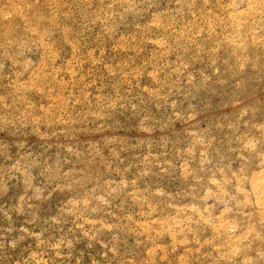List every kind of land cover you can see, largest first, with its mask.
<instances>
[{
  "label": "rangeland",
  "instance_id": "obj_1",
  "mask_svg": "<svg viewBox=\"0 0 264 264\" xmlns=\"http://www.w3.org/2000/svg\"><path fill=\"white\" fill-rule=\"evenodd\" d=\"M263 156L264 0H0V264H264Z\"/></svg>",
  "mask_w": 264,
  "mask_h": 264
},
{
  "label": "bare ground",
  "instance_id": "obj_2",
  "mask_svg": "<svg viewBox=\"0 0 264 264\" xmlns=\"http://www.w3.org/2000/svg\"><path fill=\"white\" fill-rule=\"evenodd\" d=\"M246 47H247V46H246ZM249 52H250V51H249ZM263 157H264V156H263ZM263 159H264V158H263ZM263 162H264V161H263ZM238 185H239V184H238ZM241 187H242V186H241ZM251 188H252V187H251ZM242 189H243V188H242ZM242 189H241V190H242ZM263 189H264V188H263ZM244 190H245V189H244ZM255 190H256V188H255ZM249 191H250V190H249ZM249 191H248V192H249ZM246 192H247V191H246ZM248 192H247V193H248ZM257 193H258V192H257ZM248 194H249V193H248ZM246 195H247V194H246ZM249 197H250V196H249ZM249 197H248V198H249ZM250 199H251V198H250ZM250 199H249V200H250ZM239 202H240V201H239ZM242 202H243V201H242ZM248 202H249V201H248ZM251 202H252V201H251ZM237 204H238V203H237ZM246 204H247V203H246ZM249 204H250V203H249ZM243 205H244V204H243ZM250 205H251V204H250ZM253 206H254V204H253ZM261 208H262V207H261ZM262 209H263V208H262ZM260 210H261V209H260ZM262 212H263V211H262ZM247 214H248V213H247ZM242 216H243V215H242ZM248 219H249V218H248ZM263 219H264V218H263ZM261 220H262V219H261ZM261 220H260V221H261ZM235 221H236V220H235ZM246 227H248V226H246ZM250 228H251V227H250ZM252 229H254V228H252ZM243 231H244V230H243ZM245 231H246V230H245ZM252 232H253V231H252ZM254 232H255V231H254ZM249 233H250V232H249ZM238 234H239V233H238ZM241 234H242V232H241ZM247 234H248V233H247ZM247 234H246V235H247ZM218 235H219V234H218ZM243 235H244V233H243ZM245 237H247V236H245ZM213 238H214V237H213ZM217 238H218V237H217ZM241 238H242V237H241ZM234 246H235V245H234ZM236 247H237V246H236ZM230 250H231V249H230ZM259 250H260V249H259ZM263 251H264V250H263ZM230 252H231V251H230ZM234 252H236V251H234ZM260 252H261V251H260ZM260 252H259V254H260ZM222 254H223V253H222ZM262 257H263V256H262ZM255 258H256V257H255ZM263 258H264V257H263ZM243 259H244V257H243ZM257 259H258V257H257ZM217 260H218V259H217ZM244 260H245V259H244ZM252 260H253V259H252ZM245 262H246V261H245ZM215 263H216V262H215Z\"/></svg>",
  "mask_w": 264,
  "mask_h": 264
}]
</instances>
